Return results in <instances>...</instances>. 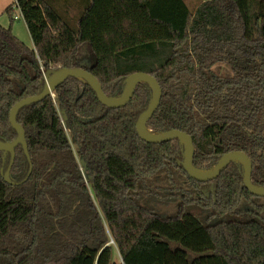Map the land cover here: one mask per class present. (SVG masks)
Segmentation results:
<instances>
[{
	"label": "trees",
	"instance_id": "16d2710c",
	"mask_svg": "<svg viewBox=\"0 0 264 264\" xmlns=\"http://www.w3.org/2000/svg\"><path fill=\"white\" fill-rule=\"evenodd\" d=\"M18 2L34 46L14 34L12 3L0 24V141L17 138L10 111L44 89L49 68L83 67L110 97L144 71L163 91L151 132L191 134L202 170L245 151L264 187V0ZM152 96L143 81L112 108L71 76L19 111L30 159L20 144L10 167L0 151V264H264V197L245 186L243 164L191 177L179 138L137 132Z\"/></svg>",
	"mask_w": 264,
	"mask_h": 264
},
{
	"label": "water",
	"instance_id": "95a60500",
	"mask_svg": "<svg viewBox=\"0 0 264 264\" xmlns=\"http://www.w3.org/2000/svg\"><path fill=\"white\" fill-rule=\"evenodd\" d=\"M71 76L79 77L83 81L89 83L96 91L99 100L103 104L112 108H118L127 105L132 100L138 84L143 81L149 83L153 89V96L148 108L140 115L136 123L137 132L142 139L150 143H162L174 138H179L182 143L185 144L183 166L185 170L191 175V177L199 181L213 180L217 178L232 162H240L244 166V184L247 189L253 195L264 197V187L257 186L252 182L253 162L250 155L245 151H230L226 153L211 169L202 170L194 165L195 145L191 134L179 129H173L159 133H153L148 129L147 123L158 109L163 91L156 77L144 71H137L128 75L125 80L126 88L123 94L120 97H110L104 92L103 85L98 77L83 67H61L58 69H48V71L45 72L46 85L44 89L39 94L28 96L19 100L10 111V122L12 126L18 131V136L11 142L0 141V151L12 153L10 167L15 160L16 148L20 144L23 146L26 155L30 159L29 148L26 139V130L17 119L19 111L24 106L40 102L47 96L53 94L56 88ZM10 167L4 173V177L7 181H11ZM31 171L32 165L26 179L29 177Z\"/></svg>",
	"mask_w": 264,
	"mask_h": 264
},
{
	"label": "rangeland",
	"instance_id": "374dc122",
	"mask_svg": "<svg viewBox=\"0 0 264 264\" xmlns=\"http://www.w3.org/2000/svg\"><path fill=\"white\" fill-rule=\"evenodd\" d=\"M14 1L15 0H0V21L3 22V24H10V21H11L10 18H11V16H10V14L8 12L5 11L4 8L9 3H13ZM18 12H19L18 9H15V11H13V15L14 14L15 15L16 14H19ZM15 24H18V26H17L18 28L16 27V30H19L20 31V30L23 29V34H24V31H28L27 25H26V23L24 22L23 19H20V20L19 19H16L15 20ZM28 33H29V31H28ZM31 43H33V41ZM31 46H33V44ZM213 69L215 71H217L218 73L223 74V75L231 74V68L228 65L224 64V63H218V64H216L213 67ZM47 71H48V69L45 70V72H47ZM241 207L243 208V210H247V209L250 208V205L248 203L243 202V203H241ZM111 243L114 245V250H113L114 251V255H113L114 260L117 261V262H120L121 261L120 252H119L117 246L115 245L114 240L111 241Z\"/></svg>",
	"mask_w": 264,
	"mask_h": 264
},
{
	"label": "crops",
	"instance_id": "0c3cea01",
	"mask_svg": "<svg viewBox=\"0 0 264 264\" xmlns=\"http://www.w3.org/2000/svg\"><path fill=\"white\" fill-rule=\"evenodd\" d=\"M12 3H9L7 6H5V8L4 9H6L9 5H11ZM7 22V21H6ZM11 22V21H10ZM0 24L2 25V26H4V27H9L10 26V24H3V22H1L0 21ZM18 26V24H14L13 25V32H14V34L17 36V37H19L22 41H24L28 46H30V47H33V46H31L33 43H31L32 42V38H31V35H30V33H28V31H24V34H23V29L22 30H16V27ZM18 28V27H17Z\"/></svg>",
	"mask_w": 264,
	"mask_h": 264
},
{
	"label": "built area",
	"instance_id": "2783aa9c",
	"mask_svg": "<svg viewBox=\"0 0 264 264\" xmlns=\"http://www.w3.org/2000/svg\"><path fill=\"white\" fill-rule=\"evenodd\" d=\"M15 9H18V13L19 14H14V17H15V19H23V16H22V13H21V11H20V6H19V2H18V0H15L14 2H13V11H15Z\"/></svg>",
	"mask_w": 264,
	"mask_h": 264
}]
</instances>
